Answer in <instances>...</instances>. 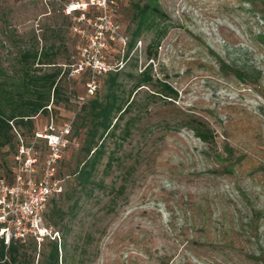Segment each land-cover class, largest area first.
<instances>
[{"label": "rangeland", "instance_id": "obj_1", "mask_svg": "<svg viewBox=\"0 0 264 264\" xmlns=\"http://www.w3.org/2000/svg\"><path fill=\"white\" fill-rule=\"evenodd\" d=\"M157 1L166 33L150 59L153 31L127 49L131 5L144 0H107L105 8L75 12L73 4L89 0H0V21L17 31L22 47L40 51L57 42L61 69L59 102L34 118L32 129L13 124L4 160L14 167L22 142L34 145L41 169L48 148L35 133L69 124L56 173L63 192L74 188L85 129L78 113L92 96L89 72L76 71L97 58L109 70L93 94L119 72V94L130 105L104 141L92 183L75 187L69 201L52 199L63 211V222L49 227L61 238L63 264H264V0ZM14 55L0 48L8 76ZM145 68L152 85L136 89ZM163 85L175 99L162 96ZM195 121L212 132L208 144L190 129Z\"/></svg>", "mask_w": 264, "mask_h": 264}, {"label": "trees", "instance_id": "obj_2", "mask_svg": "<svg viewBox=\"0 0 264 264\" xmlns=\"http://www.w3.org/2000/svg\"><path fill=\"white\" fill-rule=\"evenodd\" d=\"M131 7L134 29L127 49L128 51L132 49L144 31H153L155 39L146 51L147 57L151 59L156 55L154 50L157 49L159 40L166 33V28L161 29L160 25L167 20V15L161 10L157 0H144L143 4L136 2ZM3 21H0V48L8 45L15 52L13 58L15 64L12 65L11 75L8 76L0 67V177H6L10 181L14 167L4 160L5 154H2V150L9 148L15 138L12 126L15 124L18 127L32 129V120L38 117L44 118L48 114L47 107L51 108L50 105L59 102L58 78L61 69L55 62L59 49L56 41L40 51L37 46L24 48L17 31L10 29L6 20ZM42 68L53 69L43 72ZM108 78L103 93L93 94L80 107L78 117L85 129L79 157L72 172L74 188L57 196L67 201L75 196V187L83 190L92 183L97 165L105 153L106 137L114 136L119 120L128 112L130 102L123 100L119 94L121 90V83H118L119 72L108 74ZM152 82L149 69L145 68L134 83V88L149 86ZM162 92L165 98L175 99L177 96V93L167 85L162 86ZM199 123L192 122L190 129L199 141L208 144L213 139L212 132L204 124ZM79 129L76 125L74 132L77 133ZM52 199L50 200L53 203L52 209L48 214L44 212L43 220L46 226L56 228L63 222V211ZM74 199L76 204L78 197ZM37 245L34 240H29L22 244L11 242L6 247L0 240V264H34L35 256L38 257L36 264H63L64 259L62 256L60 258V251L63 250L61 242L46 240L43 247L39 244V250Z\"/></svg>", "mask_w": 264, "mask_h": 264}, {"label": "built area", "instance_id": "obj_3", "mask_svg": "<svg viewBox=\"0 0 264 264\" xmlns=\"http://www.w3.org/2000/svg\"><path fill=\"white\" fill-rule=\"evenodd\" d=\"M106 5L107 0H89L73 4L70 12L83 10L87 6L105 8ZM84 70L89 72L86 87L87 95L91 96L95 92L98 76L109 69L96 58L86 65H80L76 72ZM70 130L69 124H64L57 132L49 125L43 132L35 133V139L42 140L48 148L41 169L36 167L34 145L22 142L17 145L11 180L0 177V240L6 247L11 242L22 244L28 240H34L38 245L44 240L59 242L58 233L45 225L43 214L50 200L63 193V180L56 173V163L68 144Z\"/></svg>", "mask_w": 264, "mask_h": 264}]
</instances>
